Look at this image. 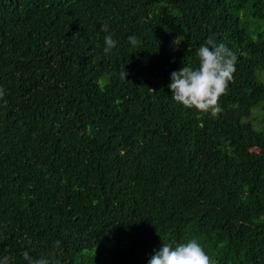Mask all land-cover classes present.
Here are the masks:
<instances>
[{
	"label": "trees",
	"instance_id": "1",
	"mask_svg": "<svg viewBox=\"0 0 264 264\" xmlns=\"http://www.w3.org/2000/svg\"><path fill=\"white\" fill-rule=\"evenodd\" d=\"M209 37L237 56L216 117L168 87ZM0 87V262L149 264L196 238L264 264V0H0Z\"/></svg>",
	"mask_w": 264,
	"mask_h": 264
},
{
	"label": "clouds",
	"instance_id": "2",
	"mask_svg": "<svg viewBox=\"0 0 264 264\" xmlns=\"http://www.w3.org/2000/svg\"><path fill=\"white\" fill-rule=\"evenodd\" d=\"M101 31L108 33L107 23L102 24ZM129 43L133 47H138L140 41L136 36L128 37ZM183 40L182 36L174 40L175 45H179ZM104 54L108 55L117 47V41L109 33L104 38ZM198 64L185 65L178 71L171 73L172 98L178 104L187 109L204 115L216 117L222 112L220 100L227 94L229 84L234 80L236 72L237 56L225 44L215 42L213 37H209L197 51ZM120 79H127V70H121ZM5 96V90L0 87V99ZM6 103V101H5ZM60 241L55 242L59 247ZM23 258L27 264H59L55 255L39 258L32 257L28 251L23 253ZM11 257L4 256L0 264H9ZM149 264H216L212 257L205 251L202 244L196 238L180 243H163L159 251L149 260Z\"/></svg>",
	"mask_w": 264,
	"mask_h": 264
}]
</instances>
